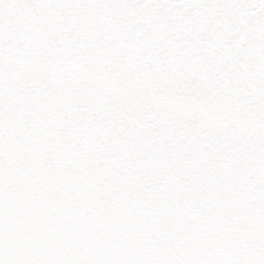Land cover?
<instances>
[{"label":"snow or ice","instance_id":"1","mask_svg":"<svg viewBox=\"0 0 264 264\" xmlns=\"http://www.w3.org/2000/svg\"><path fill=\"white\" fill-rule=\"evenodd\" d=\"M0 264H264V0H0Z\"/></svg>","mask_w":264,"mask_h":264}]
</instances>
